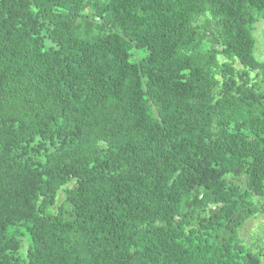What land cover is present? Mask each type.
Instances as JSON below:
<instances>
[{
	"label": "trees",
	"instance_id": "16d2710c",
	"mask_svg": "<svg viewBox=\"0 0 264 264\" xmlns=\"http://www.w3.org/2000/svg\"><path fill=\"white\" fill-rule=\"evenodd\" d=\"M257 17L0 0V264H261L239 233L264 215Z\"/></svg>",
	"mask_w": 264,
	"mask_h": 264
},
{
	"label": "rangeland",
	"instance_id": "374dc122",
	"mask_svg": "<svg viewBox=\"0 0 264 264\" xmlns=\"http://www.w3.org/2000/svg\"><path fill=\"white\" fill-rule=\"evenodd\" d=\"M253 35L256 43L254 48V55L258 59H264V24L259 17L253 24ZM62 193L59 194V198ZM242 240L248 245L257 248L264 243V215L259 214L257 217H252L240 229ZM261 264H264V256L261 258Z\"/></svg>",
	"mask_w": 264,
	"mask_h": 264
}]
</instances>
